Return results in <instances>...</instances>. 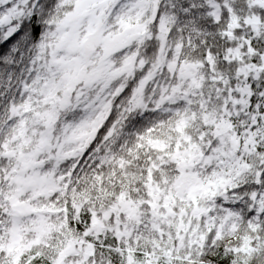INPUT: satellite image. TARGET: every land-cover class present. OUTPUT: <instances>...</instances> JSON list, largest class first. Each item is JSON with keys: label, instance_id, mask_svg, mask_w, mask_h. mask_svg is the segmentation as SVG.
I'll use <instances>...</instances> for the list:
<instances>
[{"label": "snow or ice", "instance_id": "1", "mask_svg": "<svg viewBox=\"0 0 264 264\" xmlns=\"http://www.w3.org/2000/svg\"><path fill=\"white\" fill-rule=\"evenodd\" d=\"M0 264H264V0H0Z\"/></svg>", "mask_w": 264, "mask_h": 264}]
</instances>
